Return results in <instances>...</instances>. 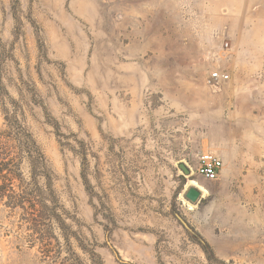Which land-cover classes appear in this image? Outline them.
I'll use <instances>...</instances> for the list:
<instances>
[{"label": "rangeland", "instance_id": "1", "mask_svg": "<svg viewBox=\"0 0 264 264\" xmlns=\"http://www.w3.org/2000/svg\"><path fill=\"white\" fill-rule=\"evenodd\" d=\"M0 132L24 181L34 141L102 264H264V165L195 173L202 152L264 154V0H0ZM29 233L0 202V264H52Z\"/></svg>", "mask_w": 264, "mask_h": 264}, {"label": "trees", "instance_id": "2", "mask_svg": "<svg viewBox=\"0 0 264 264\" xmlns=\"http://www.w3.org/2000/svg\"><path fill=\"white\" fill-rule=\"evenodd\" d=\"M24 147L29 165L26 181L16 174V147L11 143L9 133L0 132V202L11 211L18 212L20 220L30 232L28 237L33 243L31 247L36 245L44 260H50L52 264H84L72 249V244H75L92 261H96L94 264H102L95 253L96 243L87 240L80 230H72V226L66 223L67 220H75L65 210L54 186L55 178L30 137ZM80 149L81 178L87 190L85 145L80 143ZM201 247L206 257L213 259L209 246L205 244Z\"/></svg>", "mask_w": 264, "mask_h": 264}, {"label": "crops", "instance_id": "3", "mask_svg": "<svg viewBox=\"0 0 264 264\" xmlns=\"http://www.w3.org/2000/svg\"><path fill=\"white\" fill-rule=\"evenodd\" d=\"M247 93V92H246ZM250 96V95H249ZM241 151L237 150L236 158L231 159L226 153H215L222 161L223 166L219 178L227 175L228 177L239 178L257 176L264 165V154L262 151L255 153L256 157L244 158L240 156ZM249 162V165H248ZM246 171V172H243Z\"/></svg>", "mask_w": 264, "mask_h": 264}, {"label": "built area", "instance_id": "4", "mask_svg": "<svg viewBox=\"0 0 264 264\" xmlns=\"http://www.w3.org/2000/svg\"><path fill=\"white\" fill-rule=\"evenodd\" d=\"M228 44H225L227 47ZM229 79L227 74L221 72H212L209 76V83L214 84L219 81H226ZM223 163L221 159L214 153L206 151L198 156L195 173L204 177L206 180H216L222 170Z\"/></svg>", "mask_w": 264, "mask_h": 264}, {"label": "water", "instance_id": "5", "mask_svg": "<svg viewBox=\"0 0 264 264\" xmlns=\"http://www.w3.org/2000/svg\"><path fill=\"white\" fill-rule=\"evenodd\" d=\"M179 168L187 175H190L189 170L183 165L179 164ZM201 197L200 190L196 186H191L188 188V190L185 193V198L190 203H196L199 198ZM176 218L179 220V222L182 224V226L190 233H192V230L189 228V226L178 216L175 215Z\"/></svg>", "mask_w": 264, "mask_h": 264}, {"label": "bare ground", "instance_id": "6", "mask_svg": "<svg viewBox=\"0 0 264 264\" xmlns=\"http://www.w3.org/2000/svg\"><path fill=\"white\" fill-rule=\"evenodd\" d=\"M189 184L198 187L203 193H207V190L201 187L200 185H198L195 181H190ZM189 207H191V205H189Z\"/></svg>", "mask_w": 264, "mask_h": 264}]
</instances>
